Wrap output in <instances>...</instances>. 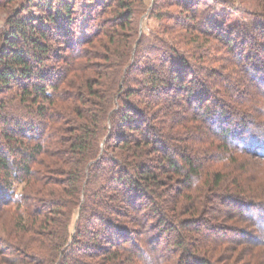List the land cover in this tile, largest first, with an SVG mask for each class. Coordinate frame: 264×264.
<instances>
[{"label": "trees", "instance_id": "1", "mask_svg": "<svg viewBox=\"0 0 264 264\" xmlns=\"http://www.w3.org/2000/svg\"><path fill=\"white\" fill-rule=\"evenodd\" d=\"M38 1L0 26V264H264V0H175L182 45L135 51L145 0L98 4L81 42L76 0Z\"/></svg>", "mask_w": 264, "mask_h": 264}, {"label": "rangeland", "instance_id": "2", "mask_svg": "<svg viewBox=\"0 0 264 264\" xmlns=\"http://www.w3.org/2000/svg\"><path fill=\"white\" fill-rule=\"evenodd\" d=\"M41 1V0H40ZM105 0H76V6H75V31H74V37L75 39H78V41H82L87 35L90 33L95 32L98 29V22L97 20L92 21L93 14L98 13L100 7H97L98 4L101 5ZM175 0H145L142 6L141 10L136 11L135 20L137 24V30L138 35L136 36L135 40H133V51H135V46L138 44V39L141 34H146L151 36L152 38L155 37V34L161 33V38H165L166 42L171 43L173 41L181 40L182 43L183 38L186 36V33L184 30L180 28V19L184 20V17L186 16V13L183 9L177 8V7H171L170 4ZM261 0H203V3L206 4V6H211L218 12L226 11L231 12L235 17L241 19V20H248L249 22L251 20H254L253 18L257 19L259 14L262 10L260 7H258L259 2ZM1 2V1H0ZM20 2V3H19ZM19 2H15L12 5H6L3 7L4 3L0 4V26H3L5 23V19L7 17L8 12H12L14 14L15 12H21L20 15L23 17H27L29 15H41L42 9L39 7L38 0H20ZM156 4L155 6H153ZM154 7L155 14L154 15H160L163 17V19H157L155 16H152V10ZM97 8V9H96ZM91 9H96L97 12H89ZM31 13V14H30ZM177 17H180V19H177ZM188 21V18L186 19ZM178 23V24H177ZM165 27H171L175 29L176 31L171 33L169 37H165L163 35V30ZM179 29H178V28ZM206 28V25L204 26ZM122 35L123 33H127L125 35H128V29L125 30H119ZM154 34V35H153ZM206 37V36H205ZM204 36H201V39H204V41H209L210 43L213 42L210 40L209 37L205 38ZM55 43V44H54ZM58 43L55 41L53 42V50L55 51L57 49ZM186 46H182V49H185ZM212 49L215 51V53L218 51V44L212 43ZM68 58V57H66ZM65 58V59H66ZM62 60L59 65H64L65 61ZM64 61V62H63ZM51 73L53 76L56 73V69L52 70ZM16 102V101H15ZM14 102V103H15ZM114 109H117V102H114ZM11 120L15 118V116H11ZM116 118L114 117V120ZM109 133L108 130L104 131L102 133V136L100 137V148L103 150L105 148V144L107 145L106 137ZM131 134H134L132 132ZM106 141V142H105ZM170 144H167V147L170 149ZM100 149V151H101ZM171 150V149H170ZM168 153H170L168 151ZM171 154V153H170ZM155 156H151L150 160L152 165L157 164L155 160H153ZM0 227H3L2 225ZM4 228V227H3ZM1 229V228H0ZM257 237V236H256Z\"/></svg>", "mask_w": 264, "mask_h": 264}]
</instances>
